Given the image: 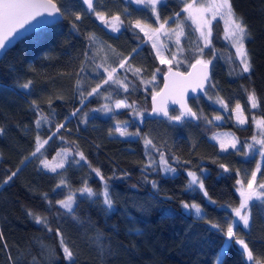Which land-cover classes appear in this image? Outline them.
I'll return each instance as SVG.
<instances>
[{
  "label": "trees",
  "instance_id": "1",
  "mask_svg": "<svg viewBox=\"0 0 264 264\" xmlns=\"http://www.w3.org/2000/svg\"><path fill=\"white\" fill-rule=\"evenodd\" d=\"M56 2L58 6L61 4V0ZM189 2L192 0H163L158 5L161 22L171 17L172 24L182 18V10ZM231 3L251 34L245 39L251 70L243 73L231 45L223 43V22L219 18L212 22L208 49L200 34L195 33L196 28L185 24L181 60L169 66L186 72L197 59L211 61L207 94L189 99L192 110L197 115L203 113L207 120H212L211 124L205 119L194 123L185 118L177 122L167 117L158 120L149 117L152 95L160 89L162 77L169 69L157 59L143 32L132 27L136 20L158 26L150 8L126 0H95L96 9L109 17L122 14L126 26L112 32L94 13L88 12L82 0H63L66 14L61 21L26 35L3 53L0 58V129H3L0 133V234L3 235L0 264H69L64 259L57 230L74 252L75 264H216L224 236L211 223L235 219L231 207L240 203L236 181L251 175L257 158L255 154L254 158L245 157L243 150L239 154L236 150L222 152L209 136L219 129L229 130L236 138L246 141L252 135L253 117L264 119V0H231ZM77 13L81 15L79 21H75ZM175 13L180 16L176 17ZM72 21L78 30L73 29ZM89 33L97 37L94 46L86 39ZM95 46H110L115 50V53L107 52L109 62L117 67L120 79L127 77L125 82L129 87L124 91L116 85H105L102 95L87 97L81 103L80 93L87 96L92 87L106 78L103 68L95 67L104 53L85 61L86 48L91 56ZM198 48H203V55ZM124 57H128L132 71L118 67ZM82 62L87 65L84 72H80ZM136 68L142 69L139 77L133 74ZM153 73L154 82L141 83V79L151 81ZM77 79L83 81L79 86ZM29 80L32 84L24 89L22 85ZM253 90L259 103L255 109L248 101ZM109 93L112 100L104 98ZM218 96L229 109L240 103L248 124L244 127L235 124L232 111H225L215 103ZM120 99L134 104L140 115H135L131 108L108 113L93 111L106 103L113 107ZM33 101L49 118V123L40 128L35 124L37 110ZM77 109L80 111L73 116ZM179 113L172 108L169 115ZM217 115L222 121H214ZM117 121L130 133L139 131L140 135L119 136L114 132ZM61 123L65 127L45 146L43 155L32 157L37 133L47 139ZM145 137L164 153L175 173L159 170V152L145 148ZM61 147L72 149L73 156L68 158L64 169L55 173L46 170L41 160L50 162ZM77 151L84 154L88 163L75 162L79 161ZM149 154L157 162L155 170L145 168ZM221 164L230 171L225 172ZM93 168L100 169L107 180L113 208L107 209L103 196L88 198L77 191L73 205L77 219H73V214H67L56 202L83 187L85 181L94 191H102L103 182ZM188 171L201 176L216 205L198 187L186 190ZM12 172L17 175L4 183ZM257 177L258 182L264 181L261 173ZM61 178L67 180L70 189L56 188ZM152 181L156 182V189ZM182 202L200 204L207 213L205 219L186 213ZM251 205L250 228L245 230L240 224L239 234L255 253H264V203L257 200ZM30 211L46 216L52 231L37 224ZM241 252L233 242L225 264H250Z\"/></svg>",
  "mask_w": 264,
  "mask_h": 264
},
{
  "label": "snow or ice",
  "instance_id": "2",
  "mask_svg": "<svg viewBox=\"0 0 264 264\" xmlns=\"http://www.w3.org/2000/svg\"><path fill=\"white\" fill-rule=\"evenodd\" d=\"M84 5H87V10L89 13H94L96 18L106 27L109 28L112 32H118L123 27H125V22L122 20V14H116L112 16L106 15L103 11H98L96 9L95 0H82ZM133 3L137 5L144 6L145 8H150L152 14L156 17V22L159 23V28H153L151 24L142 23L141 20H136L132 23V27L134 29H139L141 32L144 33V36L147 37L149 40L152 41V47L156 52V57L159 59L161 64H169L171 65L172 60H176L177 57L173 55L172 59H167L163 55V49L166 48L164 44H157V41L160 38V34L169 35V31L167 30L166 26L169 23L168 19L163 20L161 22L160 16L157 11V5L162 4L163 0H132ZM127 11V9H125ZM183 12L187 13L188 19H191L194 24L197 25L196 31L200 33L201 39L205 41V47H208L211 43L209 37L211 36V28L208 27L207 35L203 31L204 27L210 25L211 21L204 18V13L211 12L213 19H216L217 16L221 18H226V24L228 27L226 28V34L229 39L232 40L233 47L236 50V58L239 59L240 65H242V72L247 73L251 70V64L249 61V53L245 47V39L250 37V32L248 31L247 25L243 21V17L236 14L231 0H212V3L205 5H200L197 7L195 5V0L193 3H188L182 10ZM64 4L63 0H61V4L58 6L56 0H0V50H4L7 48L8 43L11 42V39H14L16 35H22L19 33V29H23L26 24H30L32 28L39 27L42 24L46 23H54L55 19L53 20H45V19H37L38 17H63L65 15ZM176 17L180 16V13L174 14ZM81 19V15L79 13L75 16V21H79ZM35 21V24L31 22ZM72 21V27L74 30H78V26ZM15 34V35H14ZM184 35L183 25L182 23H178L176 26V43H180V37ZM89 41L90 45L94 46L96 44L97 37L95 33H89L86 37ZM111 51L115 53L114 49H111L110 46L106 48H99L97 51L93 52V54L89 55V50L86 48L85 50V61L94 60V58L99 53H104L101 57L100 62L96 63L95 67L97 69L103 68L104 72L106 73V78L102 79L100 83H97L95 87L91 88V91L87 92V96H85L84 92H81L80 95L82 97L81 103L84 102V99L87 97H91L94 95H102V89L105 85H116L119 88H122L124 91H128L129 84L125 81L127 77L125 76L124 79H120L117 75V67H113L112 64L109 62V57L107 52ZM183 51V49H180ZM203 48H198V52L203 55ZM133 52H136V49H133ZM179 63V62H178ZM211 63L210 60H202L197 59L195 64H192L191 67L193 68V72H189L187 74L181 73L179 71H173L171 67H169L168 72L165 74V86L162 92L154 93L152 95L153 101V108L152 112L159 115L163 114L165 117L168 118L169 121H177L180 122L186 117H191L192 119H205L207 123L211 124L212 120H207L206 117L203 116V113L197 115L196 112H193L192 108L188 106L187 101L185 100V95L188 92V89L191 88L192 92H196L197 90L205 92L207 94V90L205 89L204 85L206 82L209 81V69L208 65ZM86 62H82L80 72H84L86 68ZM118 67L125 71H132V67L129 64L128 57H124L120 60ZM142 69L136 68L134 70V75H140ZM160 69H156V72H159ZM79 72L77 76H79ZM156 79V74L153 73L151 81H145L141 79V83L149 84L154 82ZM83 81L81 79H77V85L79 86ZM32 81L29 80L22 85L24 89H29ZM171 98L174 104L180 105V113L179 115H169L168 108L161 102L160 98ZM104 98L106 100H112V95L109 93L105 95ZM248 101L251 104L253 109L259 107L258 99L255 94V91L249 92L248 94ZM49 107H51V100L48 101ZM215 103L220 104L225 111H232L236 114V120L238 124L244 125L248 123L247 119L244 118V113L240 103L235 105L234 109H229V105L225 102L223 98L219 96L216 98ZM33 107L37 110V119L35 121L36 127L40 128L42 124L49 123L48 116H45L43 112L40 110L39 105L33 101ZM131 108L135 115H140L139 112L135 110L134 104H128L126 99L116 100L114 102V108L109 104H104L101 106L100 109H93V111H103L105 113L112 112L114 109H126ZM80 110L77 109L72 113L75 116ZM87 115V114H86ZM214 120H221L222 117L217 115L213 118ZM253 121L255 122L257 128L259 129V139L257 135L254 134L252 136L253 143H245L242 145L243 155L245 157L252 156L254 152H258V154L264 158V119L257 120L253 117ZM127 123V122H123ZM64 124H58L56 126V131L52 132L51 135L47 137V139H42L40 134L37 133L35 138V148L34 151L30 153L32 157L37 156L38 154L43 155V151L46 145L50 144L59 133V131L64 128ZM3 129H0V133H2ZM114 132L119 134L121 137L126 136H139V131L135 133H130L126 127L122 126V122L117 121L116 127ZM112 133L110 132V135ZM63 139V137H61ZM211 139H217L218 136L214 134ZM220 143V150L222 152H227L229 148L236 150L237 154L240 153L241 149L237 148L239 141H237L234 137L230 141L218 140ZM144 144L146 149H155L159 152L158 149L155 148L152 140L145 137ZM256 145H259V149L256 148ZM75 155L79 156V161H75L79 163L80 161H84L88 163L86 157L82 152H76ZM73 156V151L67 147H61L55 156H53V160H56L58 157L59 162L55 164H51L47 159L41 160L42 166L50 171V172H57V169H64L65 163L68 161V158ZM159 170L165 171L169 173H175L176 169L173 168L169 161L165 158L163 152H159ZM254 158V157H253ZM27 159V157L25 158ZM23 164L24 161H21ZM91 167V164L88 165ZM157 166V162L155 159L151 157L149 154L148 163L145 165L146 169H153L155 170ZM221 168L224 169L225 172L230 171L229 168L225 167L223 164L220 165ZM19 171V169H17ZM92 171L95 172L96 176L100 177L101 181L103 182V190L102 191H94L91 187L85 184L83 187L77 189L79 193L83 195H87L88 198L99 197L103 196V204L107 206L108 210L113 208V199L111 197L107 180H105L104 176L102 175L100 169L93 168ZM261 173L264 175V171H262V164L261 162L257 163L256 169L251 172V178H247L246 186L244 183L237 179L236 184L240 185L237 188V192L240 196V203L238 207H231V216L235 219L229 218L225 220L223 223H211V227L216 229L219 233L224 236V240L222 241L221 248L217 252L216 255V264H225V258L227 252L233 247V242L235 245H239L240 249L242 250L241 254L245 256L246 260L250 262V264H264V253H255L252 248L249 247V243L245 241V239L240 237V224L242 223L243 228L245 230L250 228V220H251V207L250 201L255 198L261 203H264V182L257 183V174ZM239 171L237 175H239ZM17 175V172H12L10 176L4 181V183H8V181L12 180L14 176ZM189 177L188 184L186 185V190H195L196 187L199 188L201 192H203L204 196L208 199V201L216 205L217 201L211 199L209 197L208 192L205 189V185L203 179L197 172L188 171L187 173ZM146 179V178H145ZM153 189L157 188V184L155 181H152ZM71 188L68 184L67 180L61 178L60 182L57 184L56 188ZM56 189H53L55 191ZM45 199L47 198V194H44ZM171 197H169L170 199ZM59 206L65 209L67 214H73V219H77L74 216V208L73 205L76 203V196L74 193L66 195L63 200H58L56 202ZM182 207L193 214L198 219H205L207 213L205 209L201 207L200 204L197 203H185L182 202ZM29 215L32 216L37 224L44 225L48 227L49 231H52L51 227L48 225V218L46 216H41L39 214L29 212ZM226 225V228H225ZM56 235L60 237V247L64 253V259L69 261V264H75V254L72 249L66 244L65 239L61 231L57 230ZM3 239V235L0 234V240Z\"/></svg>",
  "mask_w": 264,
  "mask_h": 264
},
{
  "label": "rangeland",
  "instance_id": "3",
  "mask_svg": "<svg viewBox=\"0 0 264 264\" xmlns=\"http://www.w3.org/2000/svg\"><path fill=\"white\" fill-rule=\"evenodd\" d=\"M126 1H128V2H130V3H132V4H134V5H136V6H141V5H137V4H135V3H133L132 2V0H126ZM189 3H193V0H192V2H189ZM210 3H212V0H195V5L197 6V7H199L200 5H205V6H207L208 4H210ZM188 4V3H187ZM185 7V6H184ZM157 11H158V5H157ZM184 13V16L182 17V18H177L178 20H175V22L174 23H172V24H170V23H168V25L166 26V28H167V30L169 31V35H164V34H160V38H159V40L157 41V44L159 45V44H164V45H166V48L165 49H163L162 51H163V55H164V57L165 58H167V59H172V57H173V55H175L176 57H177V59L176 60H172V62H173V64L174 63H176L177 61H180L181 60V54H182V51H180V49H183L182 48V39H183V36H181L179 39H180V43L179 44H177L176 43V26H177V24L178 23H182V25H183V30L185 29L184 28V25L185 24H189V25H191L192 27H195V28H197V25L196 24H194L193 22H192V20L191 19H188L187 18V16H188V14L187 13H185V12H183ZM204 18L205 19H207V20H209V21H211V23H210V25H208L207 27H204L203 28V31L205 32V34L207 35V32H208V27H210L211 28V25H212V22H213V17H212V13L209 11V12H206V13H204ZM216 18H219V19H221L222 20V22H223V24H222V27H223V35H222V39H223V43H227V44H229V45H231V47H232V49H233V51H232V53H233V56L235 57V59L237 60V61H239V59L238 58H236V50H235V48L233 47V43H232V40L231 39H229L228 38V36H227V34H226V28L228 27V25L226 24V18H221V17H219V16H217ZM163 22V21H162ZM153 28H159V23H158V26L157 27H153ZM110 30V29H109ZM184 32H185V30H184ZM195 33H198V34H200L198 31L197 32H195ZM144 34V33H143ZM147 38V37H146ZM148 39V38H147ZM209 39H210V41H211V38L209 37ZM149 40V39H148ZM203 43H205V41L203 40V39H200ZM150 41V43H151V45H152V41L151 40H149ZM209 46H211V44L209 45ZM209 46L207 47V49L209 48ZM100 48V47H99ZM98 47H96L95 46V50L97 51L98 49H99ZM239 63H240V61H239ZM165 65H167L168 67L170 66L169 64H165ZM242 66V65H241ZM114 105V104H113ZM113 108H114V106H113ZM234 108H235V106H234ZM233 108V109H234ZM114 110H117V109H114ZM119 110V109H118ZM123 110V109H122ZM170 112V111H169ZM232 116H233V120H234V122H235V124H237L238 126H240V127H244V126H246L248 123H246V124H244V125H240V124H238V122H237V120H236V114L234 113V112H232ZM244 118L246 119V117L244 116ZM257 120H259V118H257V117H255ZM253 120V119H252ZM215 122H220V121H222V119L221 120H219V121H217V120H214ZM253 122V131H252V135L249 137V138H247L248 140H246V141H242V140H240L239 138H236V135H234L231 131H229V130H217V131H215L214 133H212L210 136H209V139L211 140V141H213V142H215L217 145H218V147H219V149H220V143L218 142V140H224V141H230L233 137L237 140V141H239V143H238V145H237V148L238 149H241V150H243L242 149V145H244L245 143H253V141H252V136L254 135V134H256L257 135V138L259 139L260 137H259V135H258V133H259V129L257 128V126H256V124H255V122L254 121H252ZM123 127H125L124 125H122ZM214 134H216L217 136H218V140L217 139H211V137L214 135ZM135 135H133V136H130V137H134ZM259 145H256V148L257 149H259ZM233 149H231V148H229V150L228 151H232ZM256 155V158H257V163L258 162H261V164H264V158H262L259 154H258V152H254L253 153V155H252V157L253 156H255ZM59 157L56 159V160H51L50 161V163L51 164H55V163H58L59 162ZM256 166H257V164H256ZM58 170V169H57ZM247 178H251V175L249 176V177H244V179H243V183H244V185L246 186V184H247ZM264 182V181H263ZM257 183H260V182H258L257 181ZM240 187V185H237V187H236V191H237V188H239ZM72 193H77V191H74V192H72ZM238 195H239V193H238ZM240 197V196H239ZM253 201H257L255 198H253V200L252 201H250V204L253 202ZM184 209V208H183ZM185 210V209H184ZM185 212L186 213H189V212H187L186 210H185ZM242 224V223H241Z\"/></svg>",
  "mask_w": 264,
  "mask_h": 264
},
{
  "label": "water",
  "instance_id": "4",
  "mask_svg": "<svg viewBox=\"0 0 264 264\" xmlns=\"http://www.w3.org/2000/svg\"><path fill=\"white\" fill-rule=\"evenodd\" d=\"M37 19H45V20H53V19H55V22H54V23H46V24H42V25H40L39 27H36V28H32L30 24H26L25 27H24L23 29H19V33H21L22 35H16L15 38H14V39H11V42L8 43L6 49H4V50H0V58L3 56V53H4V52H6L8 49H10V48L13 46V44L15 45V44L17 43V41H19L20 39H22V38L25 37L26 35H28V34H30V33H33L34 31H36V30H38V29H40V28H42V27H46V26H49V25L55 24V23L61 21V20L63 19V17H56V18H53V17H47V16H44V17H38ZM31 23H32V24H35V21H32ZM14 35H15V34H14ZM193 64H195V63H193ZM171 68H172V70H173L174 72H175V71H179V72H181V73H185V74L194 71L193 68H192L191 66L189 67V69H188L186 72H182V71L177 70V69H175V68H173V67H171ZM208 69H209L208 74H209L210 79H209L208 82L205 83V85H204L205 89L207 88V85H208V83H209L210 80H211V75H210V74L212 73V67H211V64L208 65ZM167 72H168V70L165 72V74H166ZM165 74H164V76L162 77V85H161L160 89H159L156 93H160V92H162V90L164 89V86H165ZM203 93H204V92L199 91V90H197L196 92H192V91H191V88H189L187 94H186L185 97H184L185 100L187 101L188 106L190 107V105H189V99H191V98H195V97H197V96H199V95H202ZM160 100H161V102H162V103L168 108L169 111H170L172 108H175V109H177V110L180 112V110H181V109H180V105H179L178 103H177V104H174V103L172 102V99H171V98L161 97ZM152 108H153V101H152V98H151V108L149 109V110H150V112H149V117L152 118V119H157V120H158V119H164V118H166L162 113L159 114V115L153 113V112H152ZM193 112H194V111H193ZM185 119L188 120V121H192V122H194V123H197V121H198L197 119H192L191 117H186Z\"/></svg>",
  "mask_w": 264,
  "mask_h": 264
}]
</instances>
